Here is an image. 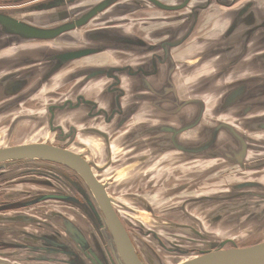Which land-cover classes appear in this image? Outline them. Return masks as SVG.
<instances>
[{
  "label": "flooded vegetation",
  "instance_id": "af4514ba",
  "mask_svg": "<svg viewBox=\"0 0 264 264\" xmlns=\"http://www.w3.org/2000/svg\"><path fill=\"white\" fill-rule=\"evenodd\" d=\"M79 1L48 10L69 16L53 26L103 0L75 13ZM7 40L0 34V141L10 138L0 147L46 143L87 160L146 264L264 240V0H119L52 46ZM79 49L93 52L62 59ZM105 218L71 167L0 162V264H117Z\"/></svg>",
  "mask_w": 264,
  "mask_h": 264
},
{
  "label": "water",
  "instance_id": "95a60500",
  "mask_svg": "<svg viewBox=\"0 0 264 264\" xmlns=\"http://www.w3.org/2000/svg\"><path fill=\"white\" fill-rule=\"evenodd\" d=\"M61 1L39 0L31 4L27 11H48L54 6H57ZM117 1L119 0H103L90 8L78 19L55 26L38 24L21 18L19 12L23 11V7L19 9L17 7L13 9L2 7L0 8V34L8 37L7 43H17L30 39L49 40L73 27L84 25L99 11L104 10ZM186 5L187 2L172 7L163 4L162 7L174 9L182 8ZM91 52H93V49L72 50L69 51V55L62 54L61 57L62 59L63 57L75 58ZM65 53L67 54V52ZM34 157L63 163L80 173L84 180L91 186L92 196L95 202L98 203L100 208H103L106 214L104 223L108 229V234H110V246L117 264H146L138 256L125 227L114 212L113 207L109 205L105 185L100 183L95 177L87 160L71 150L46 143L31 142L0 147V162ZM53 244L57 245V242L53 241ZM66 247L62 246V249H66ZM184 252L177 253L180 256L176 255L177 257L172 258L170 263L161 262L159 264H264V240L246 246L232 245L225 247L222 243H211L199 254L186 255ZM148 261L151 264H155L151 261V257H148ZM100 264L104 263L102 262Z\"/></svg>",
  "mask_w": 264,
  "mask_h": 264
},
{
  "label": "rangeland",
  "instance_id": "374dc122",
  "mask_svg": "<svg viewBox=\"0 0 264 264\" xmlns=\"http://www.w3.org/2000/svg\"><path fill=\"white\" fill-rule=\"evenodd\" d=\"M123 1H125V3H129V0H123ZM93 2H95L94 0H81V1H79V2H77L75 5H73L72 7H73V12H78L79 10H83V9H85V8H87L88 6H90L91 5V3H93ZM31 4H34V2H29V3H25V4H23V5H20V6H18L17 8L19 9V8H24L23 9V11L22 12H19V16L21 17V18H23V19H27V20H29V21H31V22H34V23H38V24H43V25H47V26H52L54 23L53 22H57V21H63L64 19H66V18H68L69 16L68 15H66V16H64V18H59L57 21H55V19L53 20L52 18H51V12H53L52 10L51 11H37V10H34V11H27V9L29 8V6L31 5ZM10 5V4H9ZM14 7H12V8H10V6H9V8L8 9H13ZM55 10V9H54ZM69 10H71V9H69ZM105 14H108V13H105ZM127 17V16H126ZM128 17H129V15H128ZM125 20H123V19H120V20H117V21H115V22H117V23H123ZM91 26H93V25H86L85 27L86 28H88V27H91ZM124 26H126V25H122V27H124ZM85 29V28H84ZM126 29L129 31V28H128V26L126 27ZM75 35H76V33H75ZM78 36V35H77ZM58 39V38H57ZM62 39V37L60 38V40ZM81 39L83 40V41H86L87 39L85 38V37H81ZM28 43H26L25 44V49H26V47H27V45L28 46H30V45H36V44H40L41 42H44V40H41V41H27ZM45 42H48L50 45L49 46H52V45H54L55 43H60L59 42V40H45ZM78 43V42H77ZM63 46L65 45V43H61ZM75 46V45H74ZM9 48H12V47H9ZM13 49V48H12ZM263 76H264V73L262 74ZM61 76V75H60ZM62 83V79L59 77L58 79H56L55 80V89H57L59 86H60V84ZM50 89V88H49ZM46 91H47V89H44V88H42V92H41V94L38 96L41 100L42 99H44L45 100V102L47 101V98H46ZM42 102H43V100H42ZM47 103H45V105H46ZM44 105V106H45ZM154 116V118H156L157 119V122H158V125H161V123H165V122H176V117L175 116H172V115H168V116H166V115H158L157 117L155 116V115H153ZM263 116H264V113H263ZM230 118L231 119H233V120H235L236 118H238L237 117V115H231L230 116ZM250 118H252V117H250L249 116V121L248 122H250ZM262 120H264V117L262 118ZM180 132H181V129H173L172 131H169V133H172L173 134V136L171 137V138H169V144L171 143V142H173V140H175L176 138H179L180 136ZM27 133V132H26ZM9 138L10 137H7L5 140H3V141H0V143H9ZM5 146V145H4ZM100 170V169H99ZM98 171V170H97ZM104 173V172H103ZM102 173V174H103ZM237 172H234L233 171V180H235V179H239V177L237 176V174H236ZM217 178L218 177H222V176H224V175H229V174H227V172H223V173H219V172H216L215 174H214ZM211 176V175H210ZM209 176V177H210ZM72 179V178H71ZM73 180V179H72ZM127 194H132V193H127ZM128 202L129 201H131V200H127ZM132 207L133 208H136V209H138L139 207H138V205L137 204H132ZM133 215L134 216H136L137 218H138V216L135 214V213H131V218L132 219H134V217H133ZM241 230H244L241 234H248V231L249 230H251L252 231V229H249V228H243V229H241ZM245 232H247V233H245ZM238 246H246V245H244V243L243 242H241L240 243V245H238ZM184 254H186L187 255V253L186 252H184ZM183 254V255H184ZM191 255V254H190Z\"/></svg>",
  "mask_w": 264,
  "mask_h": 264
},
{
  "label": "crops",
  "instance_id": "0c3cea01",
  "mask_svg": "<svg viewBox=\"0 0 264 264\" xmlns=\"http://www.w3.org/2000/svg\"><path fill=\"white\" fill-rule=\"evenodd\" d=\"M36 1H39V0H0V8H4V7H9V3H16V4H25V3H29V2H36ZM192 169H189V170H186L185 171V168H183V172H191L192 173ZM193 177V174L192 175H184L183 178H192Z\"/></svg>",
  "mask_w": 264,
  "mask_h": 264
}]
</instances>
